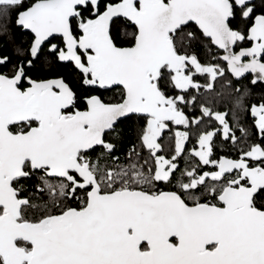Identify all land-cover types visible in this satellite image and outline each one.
Wrapping results in <instances>:
<instances>
[{
	"label": "snow or ice",
	"instance_id": "1",
	"mask_svg": "<svg viewBox=\"0 0 264 264\" xmlns=\"http://www.w3.org/2000/svg\"><path fill=\"white\" fill-rule=\"evenodd\" d=\"M0 264H264V0H0Z\"/></svg>",
	"mask_w": 264,
	"mask_h": 264
},
{
	"label": "flooded vegetation",
	"instance_id": "2",
	"mask_svg": "<svg viewBox=\"0 0 264 264\" xmlns=\"http://www.w3.org/2000/svg\"><path fill=\"white\" fill-rule=\"evenodd\" d=\"M248 78L250 79V76H249ZM256 88H257V91H259V89L261 88V85L258 84V85L256 86Z\"/></svg>",
	"mask_w": 264,
	"mask_h": 264
}]
</instances>
